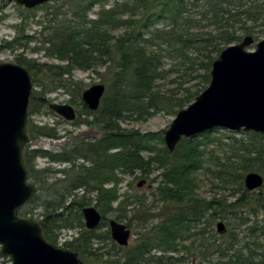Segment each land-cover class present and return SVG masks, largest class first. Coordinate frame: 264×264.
<instances>
[{
	"label": "trees",
	"instance_id": "obj_1",
	"mask_svg": "<svg viewBox=\"0 0 264 264\" xmlns=\"http://www.w3.org/2000/svg\"><path fill=\"white\" fill-rule=\"evenodd\" d=\"M55 2L57 4L47 9L46 16L51 15L52 20L47 31L43 30L48 33L43 42L49 45L46 48L49 55H56L66 64H40L20 55L17 57V63L26 66L34 84L42 88L32 94L29 112H32L31 102L40 100V103H46L43 95L52 89L46 87L48 83L65 87L67 82L63 76H70L74 69H95L99 63L107 64L112 70L108 93L102 98L99 110L93 111L97 114L95 121L89 123L104 133L97 139L84 137L63 152L34 149L28 145L25 164L29 178L32 182L40 173L49 171L45 168L36 173L34 162L38 157L71 164L76 158L92 157L108 179L89 182L87 174L73 176V180L63 186L64 190H50L44 200L35 193L21 208L20 216L26 217L30 213L27 207L36 202L43 210L37 221L46 239L54 244L58 243L57 230L81 228L79 235L64 241L63 247L78 252L83 264H185L182 257L175 256L183 250L203 258L208 264H264V237L257 234L264 231L263 223L250 222L247 221L250 218L241 216L243 223L248 222L243 238H238L232 230L228 235H222L225 238L219 243L207 236L210 224L225 208L224 203L206 199L196 191L198 172L209 167L212 160L211 156L207 157L200 137L210 138L216 128L200 136L183 138L177 149L169 152L166 146L158 149L152 144L157 136L163 141L161 134L126 131L119 124L123 117H127L125 114L137 112L148 116L166 110L176 115L193 102L208 86L212 64L225 47L238 43L246 35L253 36L256 41L264 39V0ZM97 5L96 17L89 18ZM118 30L122 32L116 34ZM22 37L26 42L35 38L25 32ZM16 41L0 44V49L13 47ZM166 59L170 61L169 68H165ZM173 74L175 86L161 88L158 82ZM42 80H48V83L43 84ZM29 125L34 141L41 136L60 138L45 126H36L32 122ZM252 133L260 140L258 143L254 142L253 147L244 146L234 161L227 159L215 163L219 167L217 173L223 174L224 180L237 182L240 189L239 198L231 204L233 211L247 209L257 217L258 199H263L264 185L262 191L250 192L243 180L249 171L264 176V133ZM148 152H154V155L146 157ZM152 165L162 170V182L155 194L158 203L154 209L158 214L154 215V220L158 221L145 222L142 233L132 246L115 244L110 229L102 233L85 227L82 210L91 204L92 192L96 193V207L103 216L97 228L109 226L106 214L116 210L112 204L118 199V193L106 188L105 183L115 180L114 169L121 168L128 173L139 170L147 174ZM88 168L92 169V166ZM88 168L83 172L88 173ZM82 187L87 193L79 196L75 191ZM36 188L38 191L41 187ZM106 239L112 241L114 252H100L102 247L93 248L95 243Z\"/></svg>",
	"mask_w": 264,
	"mask_h": 264
},
{
	"label": "rangeland",
	"instance_id": "obj_2",
	"mask_svg": "<svg viewBox=\"0 0 264 264\" xmlns=\"http://www.w3.org/2000/svg\"><path fill=\"white\" fill-rule=\"evenodd\" d=\"M55 1L56 0H50L44 5L37 6L33 9H26L24 6L18 5L15 1L0 0V44H8L10 41L17 40L13 47H4L0 49V61L17 63L16 59L20 55L28 59H33L40 64H66L65 61L58 59L56 55H49L46 51L49 45L43 42L44 38L48 36L46 31L51 25L52 20L51 15L46 16L47 9H49L51 5L54 6V4H57ZM110 4L111 2L109 5ZM97 9L98 5L93 8L88 17H96ZM44 29L46 31H43ZM24 32L29 36L34 35L35 38L26 42L22 37L24 36ZM121 32V30H118L115 33L119 34ZM255 42L257 41L255 40ZM254 47L255 44L250 46L249 49L253 50ZM169 62V60H165V68L170 67ZM111 78L112 70L107 68V64L99 63L95 66V69L76 68L72 71L70 76L64 75L63 79L67 82L65 83V87L56 86L55 84L49 85L48 80H42L41 82L43 84L48 83L46 86L47 88L49 87L52 89L43 95V98L47 100L45 104L42 102L40 103V100H35L33 103L31 102L32 112H29V124L32 122L36 126H45L47 130H51L60 138L52 139L50 137L41 136L38 138V141H35L37 144L34 146L37 145L38 147L47 148L53 152H63L67 149V145H72L73 142L80 140L84 136H88L90 139L101 137L103 134L102 130L93 125H89L90 122L95 121L97 114H93V111H98L101 103L96 110H92L88 106L87 108L82 98V92L93 84L103 83L105 85L104 97L108 93V86L110 85ZM173 78H175V74L158 83L161 85V88L168 89L175 86V83L172 81ZM35 90H42V88L34 84L33 93ZM50 103H66L72 105L76 109L75 119L68 120L64 116L51 110L49 108ZM125 115H127V117H123L119 122L122 129L126 131L138 130L140 133L152 132L161 134L162 136V130L167 129L176 116L166 110L148 116L139 115L137 112L132 113V115ZM211 133L212 135L210 138L200 137L202 138L201 142H203L207 157L211 156L212 160L211 163H209V167L201 169L198 172V185L196 191L200 196L206 199L217 200L225 205V208L218 212V218L212 225L210 224V234H207V236H212L213 239H217L219 243L225 238V236L222 237V235H228L231 230L234 231L235 234H238V238H243L246 234L247 221H256L258 224H264V195H262V201L258 199L257 217L253 216L247 209L238 212L233 211L231 204L239 198L240 189L237 182L227 179L224 180V175H219L217 173L219 167L215 162H225L227 159L234 161L236 160L237 153L240 152L244 146L250 145L253 147V143L256 141V143H258L260 140H257L258 138L253 136L252 132H240L222 127H217ZM153 140L152 144L156 147L158 146V149L165 146L164 138L163 141H161L159 136H157ZM158 149L157 151L159 152L160 150ZM114 151H116V149L112 150V152ZM151 155H154V152L145 153L146 157ZM215 156L219 158L216 159ZM91 158L92 157L76 158L72 164L52 162L45 157L36 158L34 162L36 173L37 170L40 172L45 168H49L47 174L40 173L39 178L33 179L34 182L32 181L33 183H37L34 184L36 187H41L38 191L36 188V194L39 195L40 200H44L49 195L50 190H64V185L69 184L73 180L72 178L81 174H87L91 180H89V182H96V179H102L103 181L106 178L108 179L106 173H104V171L100 169V166L96 165ZM89 166H92V169L88 168ZM86 168L89 169L88 173L83 172ZM161 172V169L153 165L150 167V172L147 174H143L139 170L128 173L124 172L121 168H116L114 169L115 180H108L107 183H105L106 188L115 189L118 193V199L112 204L116 210L106 214L108 223L111 219H116L126 224L131 229L132 237L129 245H127L128 247L132 246L139 233H142V225L145 222L151 224L158 221L157 219L154 220V215L158 214V211L154 208L158 203L155 200V194L158 186L162 182ZM102 180L98 181L102 182ZM91 185L94 184H89L88 186ZM262 190L263 188L250 192L257 193ZM75 192L77 195L82 196L85 194L86 188L82 187ZM95 196L96 193L92 192L90 194L91 204L85 207L97 206ZM27 209L30 210V213L27 214L26 217L35 220L40 218L41 212H43L42 208L37 205L36 202L31 203ZM97 209L99 210V208ZM241 216H244V219H250L245 221L247 223H243ZM83 221L85 224L84 218ZM219 222H223L225 226V231L223 233L218 231L217 225ZM80 230L81 228L79 227L61 228L57 230L59 234L57 245L63 246L65 240L76 237L79 235ZM107 230H109V226L96 228L97 232L102 233ZM257 234L261 238L264 237V231L262 230ZM115 244L117 243L115 242ZM97 247H102L99 250L100 252L108 250L114 252L115 249L110 239H106V241L102 243H95L93 248L95 249ZM192 250L195 252L197 251L194 247H192ZM175 256L182 257L186 261L185 264H192L193 260H195L196 264H208L203 258L190 255L187 250H183L181 253L175 254ZM0 264H11V261L8 257H0ZM92 264L99 263L92 262Z\"/></svg>",
	"mask_w": 264,
	"mask_h": 264
},
{
	"label": "water",
	"instance_id": "obj_3",
	"mask_svg": "<svg viewBox=\"0 0 264 264\" xmlns=\"http://www.w3.org/2000/svg\"><path fill=\"white\" fill-rule=\"evenodd\" d=\"M9 1L31 9L50 0ZM253 44L254 49H249ZM210 74L208 86L162 130L169 152H174L183 138L217 127L264 133V39L255 42L253 36L246 35L229 44L214 60ZM33 89L26 66L0 61V257H8L11 264H83L78 252L48 241L36 220L19 215L36 193L24 160L25 148L31 142L29 105ZM104 93L105 85L97 83L84 89L82 98L96 110ZM49 108L68 120L76 117V109L70 104L50 103ZM243 182L248 191L261 189L264 176L249 171ZM82 213L88 230L96 229L103 220L95 206L84 207ZM217 227L220 233L225 231L223 222ZM109 229L118 245H129L132 231L126 224L111 219Z\"/></svg>",
	"mask_w": 264,
	"mask_h": 264
},
{
	"label": "flooded vegetation",
	"instance_id": "obj_4",
	"mask_svg": "<svg viewBox=\"0 0 264 264\" xmlns=\"http://www.w3.org/2000/svg\"><path fill=\"white\" fill-rule=\"evenodd\" d=\"M42 5H44V4H42ZM38 6H41V5H38ZM37 7V6H36ZM26 8V7H25ZM35 8V7H34ZM27 9V8H26ZM31 9H33V8H31Z\"/></svg>",
	"mask_w": 264,
	"mask_h": 264
}]
</instances>
